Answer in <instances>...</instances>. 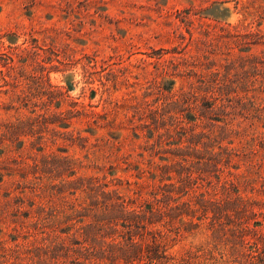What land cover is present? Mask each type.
I'll use <instances>...</instances> for the list:
<instances>
[{
    "label": "rangeland",
    "instance_id": "obj_1",
    "mask_svg": "<svg viewBox=\"0 0 264 264\" xmlns=\"http://www.w3.org/2000/svg\"><path fill=\"white\" fill-rule=\"evenodd\" d=\"M0 264H264V0H0Z\"/></svg>",
    "mask_w": 264,
    "mask_h": 264
},
{
    "label": "trees",
    "instance_id": "obj_2",
    "mask_svg": "<svg viewBox=\"0 0 264 264\" xmlns=\"http://www.w3.org/2000/svg\"><path fill=\"white\" fill-rule=\"evenodd\" d=\"M7 83V82H6ZM209 90H207V93H208ZM213 95H215L213 93ZM199 97L198 95H192V97H189V116L191 117V125H190V130H191V139L193 138H197L196 141L194 142L195 144H200L199 141H201V143L203 145H205L207 148H214V146H222V142H220L219 140V134L221 133V126H216L215 124H211V122L209 124H206L207 126L204 127V129L202 130V132H195V129L198 128V123L196 122V113L194 112V109L197 108L196 106V101L198 100ZM206 99V97L204 98ZM226 97H219V96H211L210 98H208L206 100V102L210 105L208 107V109L204 108L202 111L203 114H202V117H206V114L209 112V113H215V114H221L222 111L225 112V108H223L222 110V107L225 105V102H226ZM194 100H196L194 102ZM190 102H193L192 104ZM217 112V113H216ZM206 113V114H204ZM156 117V115H155ZM219 127V130L217 129ZM212 129L214 133H216V129L218 130L217 132V135L216 137L212 136ZM223 130V129H222ZM198 141V142H197ZM223 147V146H222ZM223 149V152L225 153V148H222ZM150 177L153 179V182L152 184H149V190H150V193L153 194L157 199H156V203L158 204L159 202V194L161 193V185H160V181H159V176L157 173L155 172H150ZM85 182V181H84ZM109 185V184H108ZM80 187H85L84 183L81 182L80 183ZM166 188H169L168 186H165ZM92 192H94L93 189H91ZM164 192H167V191H164ZM121 200V198H119V201ZM97 204V203H95ZM144 204H150L149 202L148 203H144ZM118 206V208H120L122 210V215L125 217V218H129V214L128 212L125 211L126 207H128L126 204L125 201H122V203L120 204H116ZM109 207V206H107ZM112 208V206L110 207ZM109 208V209H110ZM108 210V208H107ZM106 214H107V211H106ZM96 217V216H95ZM107 218H109L110 220H113V217L111 216V213L107 216Z\"/></svg>",
    "mask_w": 264,
    "mask_h": 264
}]
</instances>
